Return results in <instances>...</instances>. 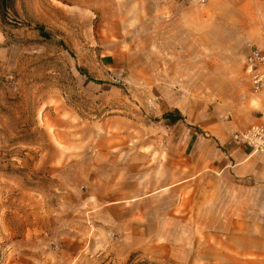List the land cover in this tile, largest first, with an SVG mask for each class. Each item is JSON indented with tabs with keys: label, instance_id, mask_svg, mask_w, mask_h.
<instances>
[{
	"label": "rangeland",
	"instance_id": "rangeland-1",
	"mask_svg": "<svg viewBox=\"0 0 264 264\" xmlns=\"http://www.w3.org/2000/svg\"><path fill=\"white\" fill-rule=\"evenodd\" d=\"M170 6L0 0V264H219L217 224L192 212L173 230V196L129 200L137 183L111 155L137 145L106 119L152 122L162 101L146 84L173 85ZM253 7L264 35V0Z\"/></svg>",
	"mask_w": 264,
	"mask_h": 264
},
{
	"label": "crops",
	"instance_id": "crops-1",
	"mask_svg": "<svg viewBox=\"0 0 264 264\" xmlns=\"http://www.w3.org/2000/svg\"><path fill=\"white\" fill-rule=\"evenodd\" d=\"M169 9L173 85L157 73L146 84L162 101L152 122L126 115L106 119L113 135L137 145L114 143L112 150L122 151L111 155L122 158L127 179L137 183L129 200L139 204L166 191L173 196V230L192 223V212L217 224L213 243H206L217 256L212 262L264 264V154L231 140L233 133L264 123V79L257 90L252 83L264 65L249 71L245 61L252 48L264 50V35L252 22L253 0H173ZM151 183L156 188L149 191ZM197 253L196 260L203 256Z\"/></svg>",
	"mask_w": 264,
	"mask_h": 264
},
{
	"label": "built area",
	"instance_id": "built-area-1",
	"mask_svg": "<svg viewBox=\"0 0 264 264\" xmlns=\"http://www.w3.org/2000/svg\"><path fill=\"white\" fill-rule=\"evenodd\" d=\"M249 71L264 65V52L258 48H253L245 58ZM264 74L257 75L252 79L253 87L257 90ZM231 140L237 144L248 146L255 152L264 154V123L254 124L243 131L235 132L231 135Z\"/></svg>",
	"mask_w": 264,
	"mask_h": 264
}]
</instances>
